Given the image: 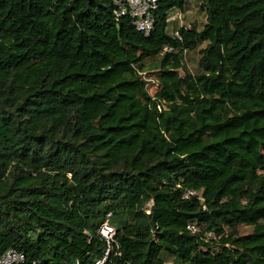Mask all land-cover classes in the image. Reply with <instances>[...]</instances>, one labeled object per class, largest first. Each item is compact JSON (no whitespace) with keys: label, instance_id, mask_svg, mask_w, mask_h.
<instances>
[{"label":"trees","instance_id":"trees-1","mask_svg":"<svg viewBox=\"0 0 264 264\" xmlns=\"http://www.w3.org/2000/svg\"><path fill=\"white\" fill-rule=\"evenodd\" d=\"M184 5L145 34L112 0H0V254L92 264L109 213L114 264H264V0L177 38Z\"/></svg>","mask_w":264,"mask_h":264},{"label":"built area","instance_id":"built-area-1","mask_svg":"<svg viewBox=\"0 0 264 264\" xmlns=\"http://www.w3.org/2000/svg\"><path fill=\"white\" fill-rule=\"evenodd\" d=\"M158 0H112L113 4V14L118 16L126 15L130 18L132 25L136 30L143 33H147L153 23V11L157 7ZM170 18L167 19V21ZM173 36L179 38L176 31L172 32ZM170 48H166L169 51ZM190 195H197L193 190H187L182 194V198H187ZM109 213L105 215L104 221L100 224L98 228L99 236L105 242V249L102 255L95 259L92 264H114L112 257L119 255V252L113 250V236L114 229L108 223ZM186 229L191 232L197 231V226L191 223L186 225ZM206 237L215 239L214 235L210 232L206 233ZM24 254L13 248H8L0 254V264H22L24 261ZM32 264H39L37 260L33 261Z\"/></svg>","mask_w":264,"mask_h":264},{"label":"rangeland","instance_id":"rangeland-1","mask_svg":"<svg viewBox=\"0 0 264 264\" xmlns=\"http://www.w3.org/2000/svg\"><path fill=\"white\" fill-rule=\"evenodd\" d=\"M201 0H185L184 10L182 12L173 10L169 15V23H168V32L173 31L178 26L190 27L192 25L196 26L200 29L201 25L204 23V13L200 10ZM205 43H201L195 50L185 51L182 53L181 59L184 66L190 71L194 72L197 68V61L199 55L197 53V49L202 47ZM149 72V73H148ZM152 69L143 72L144 80L146 83L147 91L152 93L155 89V83L152 80ZM251 231L250 226L246 225H238L237 232L239 234H246ZM162 259L166 262V264H171L172 259L170 256L162 254Z\"/></svg>","mask_w":264,"mask_h":264},{"label":"water","instance_id":"water-1","mask_svg":"<svg viewBox=\"0 0 264 264\" xmlns=\"http://www.w3.org/2000/svg\"><path fill=\"white\" fill-rule=\"evenodd\" d=\"M175 71H177V72H180V70H179V69H177V70H175Z\"/></svg>","mask_w":264,"mask_h":264}]
</instances>
